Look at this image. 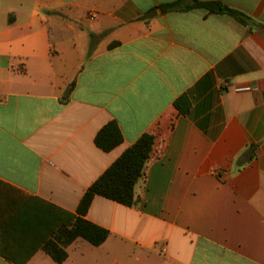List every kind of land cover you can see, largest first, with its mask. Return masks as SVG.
<instances>
[{
	"label": "crops",
	"instance_id": "1",
	"mask_svg": "<svg viewBox=\"0 0 264 264\" xmlns=\"http://www.w3.org/2000/svg\"><path fill=\"white\" fill-rule=\"evenodd\" d=\"M175 1L0 0V264H58L42 243L145 133L137 204L96 196L110 236L62 264H264V0H204L250 27Z\"/></svg>",
	"mask_w": 264,
	"mask_h": 264
},
{
	"label": "trees",
	"instance_id": "2",
	"mask_svg": "<svg viewBox=\"0 0 264 264\" xmlns=\"http://www.w3.org/2000/svg\"><path fill=\"white\" fill-rule=\"evenodd\" d=\"M196 9L205 10L208 14L230 16L246 27L254 25L253 20L249 16L219 1L176 0L174 3L164 6L165 11L185 12ZM73 85L68 88L64 98L69 96ZM181 103L182 101L178 100L175 106L181 113H186L188 106H184ZM123 141V134L116 121H111L104 126L95 139L96 145L104 152L112 151L121 145ZM154 142L155 136L153 134H143L88 189L80 202L77 216L69 214L70 224L61 225L48 240L42 243V250L54 262L58 264L64 263L68 258L66 248L77 239H83L95 247L101 246L106 242L110 232L86 219L92 202L96 196H102L126 207L135 206L138 201L135 187L145 176Z\"/></svg>",
	"mask_w": 264,
	"mask_h": 264
}]
</instances>
